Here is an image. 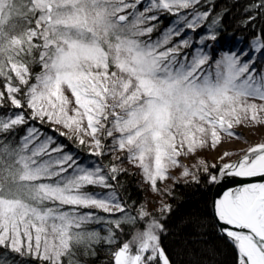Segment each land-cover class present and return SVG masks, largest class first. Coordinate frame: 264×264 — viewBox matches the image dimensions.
Segmentation results:
<instances>
[{"label":"snow or ice","instance_id":"1","mask_svg":"<svg viewBox=\"0 0 264 264\" xmlns=\"http://www.w3.org/2000/svg\"><path fill=\"white\" fill-rule=\"evenodd\" d=\"M213 10L209 0H0V264L12 254L87 264L101 243L111 264H172L161 243L168 182L189 178L220 191L186 222L211 219L231 264H264V29L235 47ZM246 11L245 29L264 0ZM37 125L98 159L81 161ZM233 140L241 147H224ZM125 164L158 208L117 194Z\"/></svg>","mask_w":264,"mask_h":264},{"label":"trees","instance_id":"2","mask_svg":"<svg viewBox=\"0 0 264 264\" xmlns=\"http://www.w3.org/2000/svg\"><path fill=\"white\" fill-rule=\"evenodd\" d=\"M253 2L254 0H209V4L214 5L213 14L220 13L223 17L220 34L222 41H229L235 47H243L247 42L246 38L251 37L253 32L264 29V15L257 16L247 29L242 26L241 22L248 15L246 8ZM171 19L172 17L162 18L159 28L165 29ZM154 35L156 34L154 33ZM37 126L42 131L58 137V134L51 132L49 126ZM58 142L67 145L66 151L70 150L78 154L81 161L98 159L96 157L89 158L86 150L78 148L64 137H58ZM118 179L119 184L115 190L123 199L129 202L135 201L137 204L148 200V194H146L145 187L137 173L128 171L121 174ZM171 189L173 195L166 198L172 205V210L166 214L167 218L163 221L167 231L161 235V243L172 264H231V251L226 247L216 229L213 228L211 219H207L205 226L201 229H194L186 222L190 216L205 215L207 201L212 195V187H206L203 183L197 184L190 179L187 183L181 181L175 184ZM96 191L102 190L96 189ZM101 215L106 214L101 213ZM93 227L102 228L103 226L94 225ZM95 248V255L86 258L87 264H111L112 257L108 246L101 243ZM2 252L3 250H0V254ZM12 255L15 258V264H26L28 260V257Z\"/></svg>","mask_w":264,"mask_h":264},{"label":"rangeland","instance_id":"3","mask_svg":"<svg viewBox=\"0 0 264 264\" xmlns=\"http://www.w3.org/2000/svg\"><path fill=\"white\" fill-rule=\"evenodd\" d=\"M237 131H238V132H241L242 136L247 137L249 140L255 141V140H258V139H259V136H258V135H257V136H249L247 130L237 129ZM224 147H225V148H229V147H230V148L238 149V148L241 147V142H240V141L233 140V141L231 142V144H225ZM205 155H207V158H208V160H209L210 162H213V161H212V157H213L214 155H216V153H206ZM233 159H235V158L233 157ZM124 167L128 168L129 171H131V172H133V173H137L138 176L140 177V179H141V183H142V177L140 176V174H139V170H138V169H135V168H133L131 165H128V164H125ZM174 174H175V175H178V174H179V170H176V171L174 172ZM190 179H191V178H189V180H190ZM181 181L184 182V180H181ZM181 181H180V182H181ZM168 184L170 185L171 188H172V186H174V185H172L171 181H169ZM142 185H143V184H142ZM143 186L146 188L145 185H143ZM165 199H166V202L169 203V202H168V199H167V198H165ZM147 202H148L149 210H154L155 208H158V207H159V198H158V197H155V196H153V195H151V194H148V200H147Z\"/></svg>","mask_w":264,"mask_h":264},{"label":"water","instance_id":"4","mask_svg":"<svg viewBox=\"0 0 264 264\" xmlns=\"http://www.w3.org/2000/svg\"><path fill=\"white\" fill-rule=\"evenodd\" d=\"M252 179H254L256 181H259L261 178L257 177V178H252ZM229 186H233L234 187L236 185H229ZM219 191H220V187L219 186H217L215 188H212V195L211 196L216 195Z\"/></svg>","mask_w":264,"mask_h":264}]
</instances>
